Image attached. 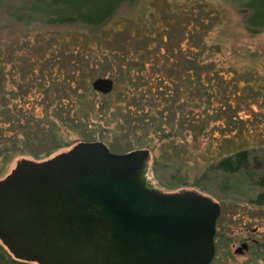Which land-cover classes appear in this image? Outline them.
I'll return each mask as SVG.
<instances>
[{
  "label": "rangeland",
  "instance_id": "rangeland-1",
  "mask_svg": "<svg viewBox=\"0 0 264 264\" xmlns=\"http://www.w3.org/2000/svg\"><path fill=\"white\" fill-rule=\"evenodd\" d=\"M245 1L135 0L131 4L122 3L100 26H88L80 22L51 24L49 13L35 0H0V178L20 158L44 159L69 149L84 136L102 141L115 153L144 147L136 146L139 143L136 141H125L121 133L114 141L98 139L105 133L100 132L102 122L95 117L83 120V125L72 126L55 119L52 121L55 127L50 128L47 123L55 114L47 102L55 104L58 96L57 83L49 76L50 67L55 63L54 56L64 52L61 44H85L82 55L94 61L98 67L95 73L110 77L113 61L105 55L108 49L121 50L131 37L128 56L152 61L159 51L158 45L163 44L160 34L165 32L172 46L181 43L182 55L194 50L200 56L199 66H187V71L198 74L205 84L200 91L194 89L193 95L198 98L204 88L216 86L215 95H227L233 113L229 116L207 112L209 129L203 134L197 124V129H183L172 142L165 138L151 140L154 143L147 175L161 189L193 188L219 203L216 227L222 246L210 264H264V203L255 204L252 200L263 188L255 178L264 174V27L252 31L247 26ZM181 9L185 12L182 10V16L176 18L177 10ZM201 18L204 23L199 21ZM195 23H198L196 30L192 28ZM95 97L99 99L98 95ZM203 100L208 101V97ZM198 104L203 106L202 100L192 104L185 101L195 115L201 111ZM197 117L203 118L201 114ZM18 118L22 128L31 120V125L37 128L41 124L47 131H39L38 137L31 132L26 142L21 127L17 126ZM218 118L222 124L216 122ZM148 137L152 138L151 134ZM48 138L49 143L55 139L61 147L46 156L44 144ZM233 149L249 150V158L253 156L260 161L255 174L209 169ZM33 153L39 157L35 158ZM242 241H247L251 249L235 253V247Z\"/></svg>",
  "mask_w": 264,
  "mask_h": 264
},
{
  "label": "water",
  "instance_id": "water-1",
  "mask_svg": "<svg viewBox=\"0 0 264 264\" xmlns=\"http://www.w3.org/2000/svg\"><path fill=\"white\" fill-rule=\"evenodd\" d=\"M113 85L91 82L100 93ZM150 158L146 147L115 153L95 139L20 158L0 178L1 244L36 264H210L219 203L155 186Z\"/></svg>",
  "mask_w": 264,
  "mask_h": 264
},
{
  "label": "trees",
  "instance_id": "trees-1",
  "mask_svg": "<svg viewBox=\"0 0 264 264\" xmlns=\"http://www.w3.org/2000/svg\"><path fill=\"white\" fill-rule=\"evenodd\" d=\"M134 1L135 0H35L36 3L41 5L43 10H47L51 17L48 19V22H51V24L72 25L80 22L88 26H100V24L106 22L112 14L116 12V9L121 6L122 3L131 4ZM244 5H246L248 10L245 15L247 26L252 31L263 28L264 0H246ZM182 10L183 9L177 10L176 18L182 16L181 13L185 8L183 11ZM211 16H213V14ZM217 17L218 16L213 19L216 20ZM201 19L199 21L204 23L205 20L203 18ZM197 25L198 23L193 24L192 28L196 30ZM165 27L166 26H163L164 29ZM148 33L149 32L145 34ZM165 34V32L160 34L163 44L158 45L159 51L157 52L156 58H153L152 61L149 59L144 61L136 56H128L129 52L127 48L131 37L129 38V43L125 44L121 50L117 48L108 49L105 55L108 58L110 56L112 57L113 63H111V65L113 68L109 71L110 78H114L113 90L108 93H97V91L91 89V81L99 76V74L97 72L95 73V69L97 70L98 67L94 65V61L90 62L87 59L88 57L82 55V46H85V44L81 46L75 43L66 46L65 44H61V47L64 48V52L60 56H54L55 63L53 61L50 67L52 70L49 76L52 77V81L54 80L53 82L57 83L58 91L55 104L51 101L47 102V106H52L53 113L55 114L54 119L51 117V121L47 123H50V128L52 126L55 127L54 125L56 124L54 122L52 124V121L55 119L60 121V124L72 126L76 123L83 125V120L90 121L95 117L102 122V129H100V132L105 133L103 137H99L98 139H110L114 141V137L121 133L125 141L139 142L136 146H144L151 150L154 143L152 141L154 139L161 141L165 138L172 142L182 134L181 132L183 129L188 130L190 127L197 129V124L200 125L199 129H202L200 134H203L204 130L206 131L209 129L207 112H213L214 115L220 112L225 113V115H232L233 105H231V100L224 94L215 95L217 90L216 86L204 88L205 90L202 96L199 94V99L193 95L194 89H199L201 85L205 84H203V78L200 79L198 74H190L189 71H187L189 70L187 66L188 64L189 68H193L195 65L196 67L199 66L200 56L197 52H193L194 50H190L188 54L184 53V55H182L183 49L181 48V43H179L178 47L172 46ZM167 42L168 46H166ZM109 47L110 45L108 48ZM193 47L194 45H191L190 49H193ZM71 49L73 50L70 52ZM182 61H184L186 65L185 68ZM133 64L136 66L134 67ZM183 70L187 72V74H184ZM116 79L117 83L115 84ZM95 95L99 96L98 100H96ZM211 96L216 102L211 100ZM207 97L208 101L203 100ZM197 100L200 102L202 100L203 106H199L198 104V106L201 107V111L195 115L192 110L194 116L191 118L192 113L189 110L190 105H185V101L192 104V102H196ZM212 101H214V104H212ZM198 114H201L203 118H198ZM232 119H234V117ZM20 121V118H18L17 126L21 127L20 132L23 131V137L26 142V139L30 138L27 135L31 134V132L33 136L38 137L39 131H47L41 124H38L37 128L36 125H31V120H27L25 122L26 125L23 124L24 126L22 128ZM220 121L221 120L218 118L216 122L222 124ZM213 125L215 126V124ZM139 132L142 133L139 134ZM150 134L152 138L148 137ZM50 138H48L46 140L47 143L44 144V146L47 147L44 153L46 156L55 149L61 147L59 143H55V139H51L49 143ZM94 139L84 136L80 141ZM117 139L118 138L115 140ZM130 148L131 147H128V149ZM231 151L219 157L215 165L209 167V169H219L226 173L243 172L252 176L261 166L258 159L253 156L249 158V150L233 149ZM32 155L35 158L39 157L37 153H33ZM156 161L157 158L154 157L152 162L155 163ZM255 182L263 188L252 200L255 204H263L264 174L257 176ZM191 184L196 185L194 182ZM219 237L220 236L216 234L217 252L222 246H220L222 238ZM0 264L36 263L15 259L0 243Z\"/></svg>",
  "mask_w": 264,
  "mask_h": 264
},
{
  "label": "flooded vegetation",
  "instance_id": "flooded-vegetation-1",
  "mask_svg": "<svg viewBox=\"0 0 264 264\" xmlns=\"http://www.w3.org/2000/svg\"><path fill=\"white\" fill-rule=\"evenodd\" d=\"M216 223H217V221H216ZM215 228H216V231H215V235H214V237H213V239H214V246H215V254H214V256H213V258L216 256V254L218 253L217 252V248H216V234H217V227H216V225H215ZM243 243H246V246H242V244ZM239 247H241L242 249H238ZM251 248H250V246H249V244H248V242L247 241H242V243H241V245L240 246H237V247H235V250H234V252L235 253H242L243 254V252H246V251H249ZM212 258V259H213Z\"/></svg>",
  "mask_w": 264,
  "mask_h": 264
}]
</instances>
